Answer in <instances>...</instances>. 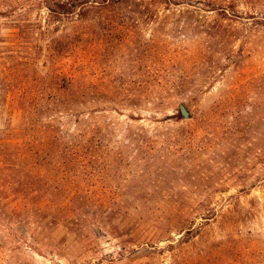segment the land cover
I'll list each match as a JSON object with an SVG mask.
<instances>
[{
  "label": "rangeland",
  "instance_id": "374dc122",
  "mask_svg": "<svg viewBox=\"0 0 264 264\" xmlns=\"http://www.w3.org/2000/svg\"><path fill=\"white\" fill-rule=\"evenodd\" d=\"M0 264H264V0H0Z\"/></svg>",
  "mask_w": 264,
  "mask_h": 264
},
{
  "label": "water",
  "instance_id": "95a60500",
  "mask_svg": "<svg viewBox=\"0 0 264 264\" xmlns=\"http://www.w3.org/2000/svg\"><path fill=\"white\" fill-rule=\"evenodd\" d=\"M180 113L182 114L184 119H189L191 116L189 110L184 105L180 106Z\"/></svg>",
  "mask_w": 264,
  "mask_h": 264
}]
</instances>
